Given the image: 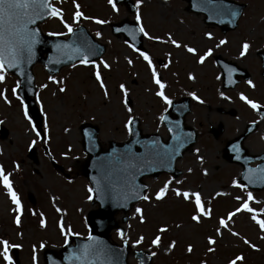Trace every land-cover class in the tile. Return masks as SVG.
<instances>
[{"label":"rangeland","instance_id":"obj_1","mask_svg":"<svg viewBox=\"0 0 264 264\" xmlns=\"http://www.w3.org/2000/svg\"><path fill=\"white\" fill-rule=\"evenodd\" d=\"M134 1L137 4V0ZM237 1L248 5L240 21H255V25L264 22V0ZM53 7L59 10L61 18L48 20L42 25V30L64 37L68 34L64 23L75 28L78 18L73 22V17L76 11H80L81 23L105 46L101 61L108 67L99 61L94 67L64 68L52 79L46 76L41 66L34 67L43 140L33 131L21 101L13 93L15 79L4 71L0 73L4 77L0 81V93H3L0 97V126L6 131V138L0 140V170L8 177L20 205V222L17 224L16 205L0 183V240L19 245L9 249L12 264H34V255L35 264H44L47 252L60 257L59 250L68 235L84 238L88 234L84 220L87 212L96 207L91 204L90 185L80 174L86 158L81 148L80 125L97 127L98 141L104 148L109 142L119 144L129 139L125 125L131 118L139 119L144 135L157 133L165 140L166 131L159 117L166 107L161 106L165 103L156 92L162 91L167 97L169 90L172 93L169 83L174 81L176 85H197L205 89L201 84V69L193 67L199 60L195 55L188 56L186 62V55L175 52L174 61L184 65L185 71L176 64L169 72L166 62L163 67L157 65L167 59V50L170 49L168 37L196 40L204 32L198 17L183 12L182 0H139V25L151 37L148 39L143 33L151 68L139 53L122 39L111 35L109 23L132 19L122 6H115L113 11L108 0H61ZM95 19L103 23L97 24ZM256 33L264 32L258 26ZM184 46L179 49H184ZM153 71L164 85L163 89L153 81ZM96 73H99L100 81H97ZM187 73L195 76H191L190 83L186 81ZM60 88L65 90L61 92ZM126 97L131 103L128 107L125 106ZM193 110L198 113L200 107ZM193 118L189 117L188 121L197 133V140L190 151L176 162L180 177L172 179L161 175L156 179L146 178L144 182L148 190L145 196L148 199L132 206L127 214L128 220L121 224L123 239L115 231L110 237L116 244L125 240L132 250L149 252L151 264H229L235 256L243 258L237 264H264V231L252 219L255 214L257 219L264 221V191L254 193L234 186L233 181L239 178L240 168L222 159L224 145L236 137L241 126L243 129L244 121L243 124L238 120L223 122L224 132L214 140L208 131V121L202 117L193 121ZM248 143L253 152L260 151L263 146L254 137ZM31 148H34L35 161L28 158ZM165 183H168V189L158 201L156 193ZM172 189L199 193L209 215L201 217L199 223L194 222L191 217L197 214L195 204L175 196ZM249 194L251 201H248ZM245 201L253 213L243 209L236 211ZM137 208L141 209L140 213H137ZM230 213L234 215L230 217ZM41 218L44 227L40 226ZM221 220L225 221L224 227L220 225ZM162 227L167 231L159 232ZM233 232L237 235H232ZM157 236L160 237L159 244L153 246L152 240ZM209 238L215 241L213 245L208 244ZM138 239L139 244L136 243ZM245 240L253 247L245 244ZM170 244L174 245L171 249ZM189 246L191 252L187 251ZM209 247L213 248L212 252L208 251ZM128 263L137 264V260L130 256ZM0 264H5L2 256Z\"/></svg>","mask_w":264,"mask_h":264},{"label":"water","instance_id":"obj_2","mask_svg":"<svg viewBox=\"0 0 264 264\" xmlns=\"http://www.w3.org/2000/svg\"><path fill=\"white\" fill-rule=\"evenodd\" d=\"M51 1L53 0H48L49 4ZM115 2L122 3L129 12H135L130 0ZM187 2L188 12H209L205 0ZM213 3H217L216 18H219L217 21L227 18L228 21L235 22L236 15L233 17L229 11L234 6L232 2L215 0ZM49 17L51 16L45 11L41 18H37L29 25V29L36 33V43L32 45L31 54L24 51L20 55L15 67L7 63L13 56L8 52L3 54L6 57L5 69L17 78V95L23 101L25 112L39 133L42 119L34 101L35 85L32 72L34 65L41 64L48 75L53 76L64 66L81 62V59L85 58L87 62H93L104 53V47L96 43L83 28L72 32L66 40L43 35L39 25ZM111 30L115 36L119 37L122 34L128 43L143 51L141 34L135 20L132 23L125 20L120 24L111 25ZM127 104L130 105V101H127ZM163 122L169 132L166 142L158 135L144 136L139 128V121L133 119L129 124L130 140L123 144L110 142L105 150L97 141L98 129L95 126L87 124L80 126L82 148L87 156L81 174L91 184L93 204L98 206V209L90 212L86 219L91 239L88 237L79 240L70 237L60 251V258L48 254L45 264H127L129 252L126 243H123L122 247H116L109 241L110 232L113 229L120 230L114 216L119 212L126 214L133 203L142 199L147 190V186L142 182L144 177L155 179L163 173L177 177L180 173L174 164L194 140L192 132L184 128L182 116L172 119L170 112H167ZM1 134L4 138L6 132L2 131ZM240 140L238 139V142H241ZM33 153L32 150L29 158L35 160ZM227 157L229 161L245 166V163L237 158L229 155ZM260 159L264 160V156ZM240 182L246 188L264 189V163L254 169L245 166ZM126 220L127 217L122 218L123 222ZM72 243L75 245L72 246ZM134 255L139 264L151 263V256L145 252H135Z\"/></svg>","mask_w":264,"mask_h":264},{"label":"flooded vegetation","instance_id":"obj_3","mask_svg":"<svg viewBox=\"0 0 264 264\" xmlns=\"http://www.w3.org/2000/svg\"><path fill=\"white\" fill-rule=\"evenodd\" d=\"M199 20L204 32L198 36V39L176 40L175 42L179 45H185L184 49H179L172 42L169 43L168 56L172 61L169 71L176 64L174 61L176 51H180L181 55H186L187 59L184 61L187 62L190 57L187 55V47L193 48L195 50L194 57L198 58L211 50V54L205 58L203 63L196 62L195 66L192 65L201 69V84L205 89L202 90L197 85L195 87L186 84L176 85L175 81L169 83L172 90L171 94L170 90L168 93L170 104L186 100L188 112L184 116L185 125L192 127L188 121L189 117H194L193 121H196L198 117L206 119L209 134L214 140L223 134L225 127L223 122L244 121L243 129L241 126L238 132L244 133L251 128V132L244 141L245 150L250 154L263 153L264 33H256V28L259 26L264 32V22L261 21L255 25L253 24L255 21H238L234 30L222 32V26L208 24L205 16L200 17ZM221 40L225 43L220 44ZM244 43H247L249 48L245 55L241 56L240 52ZM176 65L185 71L184 65L181 66L178 62ZM185 75L188 83L191 80L189 79L190 75L195 77L192 73ZM248 81L252 82L253 87H249ZM241 95L259 107L255 110L252 109L240 99ZM193 96L196 99H193ZM197 106L200 107V110L195 113L193 108ZM252 137L263 145L258 152H253L250 148L248 140Z\"/></svg>","mask_w":264,"mask_h":264},{"label":"snow or ice","instance_id":"obj_4","mask_svg":"<svg viewBox=\"0 0 264 264\" xmlns=\"http://www.w3.org/2000/svg\"><path fill=\"white\" fill-rule=\"evenodd\" d=\"M108 3L113 6V11H115L116 8H115V5L113 4V0H108ZM205 4H206V6L209 7V10H215L216 9V5L213 3V0H205ZM137 6H139V0H137ZM45 11L47 12L48 15H50L52 17L59 18L61 15L56 8L51 7L48 0H0V73H2L4 71L5 63H6V57L3 55L4 52H8L10 55L13 56V59L7 60V63L13 67L16 66L20 55H22V53L24 51H27L29 54H31L32 45L36 43V33L29 29V25L33 24L37 18H41L44 15ZM229 11H231V10H229ZM231 15L235 16L236 13L234 11H231ZM80 17H81L80 11H76L74 14V17H73V22H75L76 19L80 18ZM61 23H64L63 20H61ZM95 23L100 24V23H103V21L96 20ZM136 23L140 24L139 15L136 16ZM64 27L68 30L69 33L72 32V28L68 24L64 23ZM139 31L141 33H144L146 38L151 39V37L147 36V33L144 32V29L142 27L139 28ZM50 35H53V34H50ZM97 35L99 36V33H97ZM132 38L134 39L135 37L133 36ZM209 38H211V37L209 36ZM172 43L178 48L181 46L178 43H176L175 41H172ZM224 43H225V41H223V40L220 41V44H224ZM129 47L132 48L133 51H138L131 44H129ZM248 48H249V45L247 43H244L242 45V50L240 52V55L244 56ZM186 51L189 53L195 54V50L191 47H187ZM210 54H211V50L206 52L203 56H200V58L197 62L203 63L205 58ZM139 55L141 57H143V59L145 61L148 62L149 68H151L152 64H151V61L149 60V56L146 55L143 51H140ZM81 63L86 64L87 59L86 58L81 59ZM100 63H102L105 68L108 67V65L106 63H104L103 61H101ZM129 63H131V61H129ZM152 76H153V81L158 85L159 89H163L164 85L161 84L160 81L156 78V73L154 71L152 73ZM191 78L192 77L190 76L189 79H191ZM3 79H4V77L2 75H0V81H2ZM96 79H97V81L101 80L99 73H96ZM248 84H249V87H253L251 81H248ZM100 87L103 88L104 84L101 83ZM64 90H65L64 88H60L61 92H63ZM15 91L16 90L13 89L14 94H15ZM121 91L122 92L124 91L123 86H121ZM156 95L158 97H160V99L163 100V102L165 104L171 103V101L167 97L164 96L162 91H157ZM2 96H3V93H0V97H2ZM225 98L227 99V97H225ZM17 99H19V97H17ZM193 99H196V97L193 96ZM240 99L245 104H247L249 107H251L254 110L259 107L256 103L247 99L243 95L240 96ZM7 102L8 101L5 100V103H7ZM129 111H130V109H129ZM160 119L163 120L164 117L161 116ZM130 123H131V120H129V124ZM125 127H128V125H125ZM33 131L35 132L36 129L34 128ZM45 131H47V129H45ZM37 135H39V133H37ZM0 183L3 184L5 189H7L8 196L11 198L13 204L16 205L17 216L15 219V223L19 224V222H20V219H19V212H20L19 201L17 200L16 194L12 191L8 177L3 174L2 170H0ZM233 185L236 187H240V185L236 184L235 181H233ZM168 186H169L168 183H165L164 187L161 188L156 193V196H155L156 200L159 201L165 196V193L168 189ZM89 191H91V189ZM172 191L175 194V196L182 197L185 201H190V202H193L195 204V210H196L197 214L193 215L191 217V219L194 222L199 223L201 217H207L209 215L208 211L204 209V207L201 203V197H200L199 193L181 192L177 189H172ZM141 198L145 199V200L148 199L147 196H143ZM89 199H91V196L89 197ZM251 200H252V196H251V194H249L248 195V201H251ZM241 209H243L244 211H247L249 213H253V211H254L253 209L249 208L247 201H245L241 205V208L236 209V211L239 212V211H241ZM136 211H137V213H140L141 209L137 208ZM229 215L231 217L232 215H234V213H230ZM252 219L260 226L261 231H264V221L257 219L255 214L252 215ZM220 225H221V227H224L225 221L221 220ZM40 226L41 227L45 226L43 218H41V220H40ZM64 231H65L64 228L61 227V233L62 234H64ZM158 231L162 233V232L167 231V229L162 227V228L158 229ZM217 234L218 235L220 234L219 230H217ZM232 235L235 236V235H237V233L233 232ZM89 239H91V237H89ZM159 241H160V237L157 236L155 239L152 240L153 246H157L159 244ZM136 243L139 244L140 240L138 239L136 241ZM214 243H215V241L213 239H211V238L208 239L209 245H213ZM244 243L248 244L249 247H253L251 244H249V242L247 240H245ZM173 246L174 245L170 244L169 249H171ZM13 247H19V245H11L5 240H0V249H2V250H0V256L3 257L5 264H12V261L8 255V252H9V249L13 248ZM41 247H43V245H41ZM187 251L188 252L192 251L191 246H189L187 248ZM208 251L212 252L213 248L209 247ZM153 255H155V253H153ZM242 259H243L242 257L237 256V257H235L234 260H230L229 264H237V261H240ZM33 261L35 264V255L33 256Z\"/></svg>","mask_w":264,"mask_h":264}]
</instances>
